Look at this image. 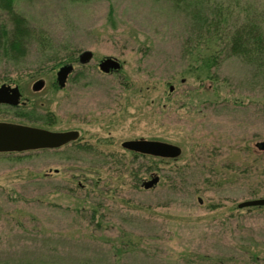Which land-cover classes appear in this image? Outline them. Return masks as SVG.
Returning a JSON list of instances; mask_svg holds the SVG:
<instances>
[{
	"label": "rangeland",
	"instance_id": "374dc122",
	"mask_svg": "<svg viewBox=\"0 0 264 264\" xmlns=\"http://www.w3.org/2000/svg\"><path fill=\"white\" fill-rule=\"evenodd\" d=\"M14 8L45 44L0 58V84L22 94L0 104V121L79 136L0 152V264H264V205L238 207L264 198V69L227 55L224 37L172 0ZM215 13L222 34L246 21L264 33V0H210L201 22ZM105 57L119 69L100 71ZM64 64L73 69L59 87ZM49 112L53 124L37 120ZM131 139L181 153L139 155L121 146Z\"/></svg>",
	"mask_w": 264,
	"mask_h": 264
},
{
	"label": "water",
	"instance_id": "95a60500",
	"mask_svg": "<svg viewBox=\"0 0 264 264\" xmlns=\"http://www.w3.org/2000/svg\"><path fill=\"white\" fill-rule=\"evenodd\" d=\"M90 51H82L79 62L85 63L91 58ZM119 62L112 57H105L98 63V68L104 73L119 69ZM72 64H64L56 71V82L62 87L68 74L72 71ZM42 82L34 83L33 88L38 89ZM171 89V87H170ZM22 101V94L13 82L0 84V104L16 106ZM77 130L54 131L27 124L0 121V152H23L28 150L51 149L61 147L78 138ZM121 146L129 151L151 155L161 158H175L181 153V148L175 144L159 140L131 139L125 140ZM258 148L264 147V142L256 143ZM158 181L154 175L142 182L143 188L152 187ZM264 205V198L245 200L238 203V207Z\"/></svg>",
	"mask_w": 264,
	"mask_h": 264
},
{
	"label": "trees",
	"instance_id": "16d2710c",
	"mask_svg": "<svg viewBox=\"0 0 264 264\" xmlns=\"http://www.w3.org/2000/svg\"><path fill=\"white\" fill-rule=\"evenodd\" d=\"M172 2L179 9H188L190 16L200 26L209 22L208 28L211 33L224 37L227 55L240 56L250 65L264 69V33L256 24L246 21L222 34L220 30L221 13L219 15L215 13L212 19L201 22L204 4L210 0H172ZM14 4L15 0H0V58L5 57L9 60L24 57L31 41L41 45L45 44L40 42L43 41L42 33L27 26V21L15 10ZM216 61L215 55H212L208 63L213 64ZM37 120L51 125L54 122V115L49 112L46 116H38Z\"/></svg>",
	"mask_w": 264,
	"mask_h": 264
}]
</instances>
